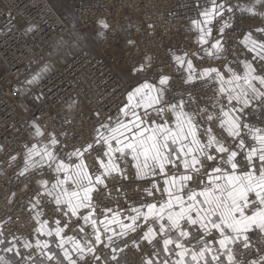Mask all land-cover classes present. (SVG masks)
Listing matches in <instances>:
<instances>
[{
  "label": "snow or ice",
  "instance_id": "1",
  "mask_svg": "<svg viewBox=\"0 0 264 264\" xmlns=\"http://www.w3.org/2000/svg\"><path fill=\"white\" fill-rule=\"evenodd\" d=\"M256 5L264 8V0L250 5L195 0L198 13L190 30L197 51H170L185 84L204 81L212 89L205 106L191 93L174 92L170 75L151 81L141 75L151 61L146 57L132 69L137 83L126 92L117 115L95 126L90 143L65 151L51 132L47 143L25 144L18 154L19 174L39 177L30 201L35 245L24 240L18 246V237L8 240L0 231L3 252L20 257V247H35L42 258L38 264H89V257L97 264L102 260L97 248L103 247L104 264H123L120 254L128 247L127 237L135 234L132 245L138 251L149 248L142 264H264V245L250 239L264 240V122H251L257 113L264 114V28L254 30L258 35L247 31L237 41L246 50L244 59L228 61L223 44L237 10L264 17ZM227 14H232L229 20ZM98 24L109 28L105 20ZM192 56L201 63H226L198 68ZM46 70L33 74L21 91ZM32 127L35 137L46 135L35 122ZM93 151L97 154L86 162ZM130 168L148 184L140 200L125 208H101L94 194L107 188L110 178L127 179ZM45 204L54 205L67 221L57 219L50 226L42 220ZM71 224L74 234L67 235ZM240 246L244 251L237 258ZM26 260L37 264L32 256ZM0 264L14 261L0 255Z\"/></svg>",
  "mask_w": 264,
  "mask_h": 264
},
{
  "label": "built area",
  "instance_id": "2",
  "mask_svg": "<svg viewBox=\"0 0 264 264\" xmlns=\"http://www.w3.org/2000/svg\"><path fill=\"white\" fill-rule=\"evenodd\" d=\"M225 2L250 5L255 0ZM256 9L264 12L260 5ZM197 13L195 0H0V230L10 239L18 237V246L24 240L34 241L36 227L30 201L39 177L36 172L19 174L23 165L18 154L23 153L25 144L47 143L51 132L57 134L65 151L90 143L95 126L117 115L126 92L137 83L132 69L146 57L151 61L141 75L150 81L170 75L174 92L191 93L199 106H205L212 89L204 81L185 84L170 51H197L190 30ZM99 20H105L109 28L101 29ZM229 23L232 27L223 36L225 56L228 61L244 59L246 50L237 41L250 30L258 35L254 30L264 28V17L237 10ZM100 31L104 36L98 35ZM190 58L198 68L226 63ZM44 68L41 78L22 92L24 82ZM33 122L45 131L43 138L34 136ZM251 122H264V114L257 113ZM96 154L86 155V162L91 163ZM11 156L17 160L12 161ZM106 183L107 188L102 186L94 194L101 208H125L129 202L139 201L148 186L136 179L131 168L127 179L110 178ZM41 219L67 221L54 205L47 204L42 207ZM75 226L71 224L66 234L73 235ZM133 239L135 234L127 237L128 247L120 254L123 264H142L149 251L147 246L138 251ZM250 239L264 245V240L255 236ZM20 248L19 261L38 255L35 247ZM106 251L97 248L96 255L102 257L97 264H104ZM235 251L240 258L244 250L240 246ZM88 259L93 264L92 258Z\"/></svg>",
  "mask_w": 264,
  "mask_h": 264
},
{
  "label": "crops",
  "instance_id": "3",
  "mask_svg": "<svg viewBox=\"0 0 264 264\" xmlns=\"http://www.w3.org/2000/svg\"><path fill=\"white\" fill-rule=\"evenodd\" d=\"M49 225H50V226H54V223H50V222H49ZM0 231H2V230H0ZM4 236H5L8 240H11V239H10L9 237H7L5 234H4ZM35 239H36V235L34 234V241H31V240H29V241H31V242L33 243V245H35ZM53 247H54V245H53ZM2 249H3V245H0V255H6V256L10 257V258L14 261V264H28L26 258H24L22 261H19V260H20V257L13 256V254H11V253H4ZM20 250H21V248H20ZM33 258H34V261L37 262V264H38V262L42 259V258L39 256V254H38L37 256L33 257Z\"/></svg>",
  "mask_w": 264,
  "mask_h": 264
},
{
  "label": "rangeland",
  "instance_id": "4",
  "mask_svg": "<svg viewBox=\"0 0 264 264\" xmlns=\"http://www.w3.org/2000/svg\"><path fill=\"white\" fill-rule=\"evenodd\" d=\"M244 1H245V0H244ZM66 55H68V53H67Z\"/></svg>",
  "mask_w": 264,
  "mask_h": 264
}]
</instances>
